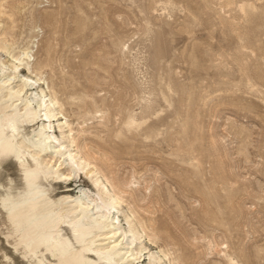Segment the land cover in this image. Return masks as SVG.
Instances as JSON below:
<instances>
[{
    "label": "rangeland",
    "instance_id": "1",
    "mask_svg": "<svg viewBox=\"0 0 264 264\" xmlns=\"http://www.w3.org/2000/svg\"><path fill=\"white\" fill-rule=\"evenodd\" d=\"M0 1L15 6L0 30L16 55L32 47L72 149L156 220L154 250L264 264V0Z\"/></svg>",
    "mask_w": 264,
    "mask_h": 264
},
{
    "label": "bare ground",
    "instance_id": "2",
    "mask_svg": "<svg viewBox=\"0 0 264 264\" xmlns=\"http://www.w3.org/2000/svg\"><path fill=\"white\" fill-rule=\"evenodd\" d=\"M13 8L0 1V17L7 15L10 25ZM10 25L0 30V264H179L152 248L156 235L145 228L153 231L156 220L145 226L124 205L130 183L113 180V191L97 165L89 168L93 151L72 149L70 124L59 118L62 105L30 71L32 47L13 53ZM65 128L68 142H60L55 131ZM81 174L92 195L83 187L73 191L70 181H81Z\"/></svg>",
    "mask_w": 264,
    "mask_h": 264
}]
</instances>
